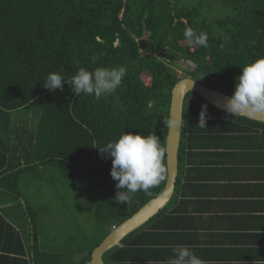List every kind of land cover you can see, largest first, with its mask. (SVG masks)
Here are the masks:
<instances>
[{
  "label": "trees",
  "instance_id": "obj_1",
  "mask_svg": "<svg viewBox=\"0 0 264 264\" xmlns=\"http://www.w3.org/2000/svg\"><path fill=\"white\" fill-rule=\"evenodd\" d=\"M195 2L0 0V191L23 202L21 176L53 166L65 179L97 192V221L107 228L118 227L160 195L167 177L148 192L135 193L130 205L118 204L111 158H102L95 146L115 141L125 132L157 135L165 148L166 165L169 127L162 121L170 115L175 85L190 77L232 96L242 67L264 57V0H215L214 4L231 5L234 13L211 20L203 18L202 7ZM187 28L206 33L208 46L183 45L188 42ZM180 61L193 63L192 70L180 75ZM119 66L127 73L121 86L99 100L76 96L67 84L63 91L43 87L49 73L71 78L80 68ZM144 73L150 75V84L142 80ZM205 105L203 129L198 122ZM260 132L264 134V123L230 116L190 92L184 103L176 187L197 136ZM22 206L31 222L29 238L0 210V264H89L104 237L82 263L68 253L42 251L37 214L27 203ZM168 209L124 238L123 247L109 251L110 259L104 261L131 264L124 255L137 242L132 239L153 220L167 216ZM28 246L33 253H28Z\"/></svg>",
  "mask_w": 264,
  "mask_h": 264
},
{
  "label": "crops",
  "instance_id": "obj_2",
  "mask_svg": "<svg viewBox=\"0 0 264 264\" xmlns=\"http://www.w3.org/2000/svg\"><path fill=\"white\" fill-rule=\"evenodd\" d=\"M263 135L197 136L167 216L136 234L127 262L160 264L175 245H187L206 264H264ZM113 230L107 228L104 239ZM89 251L67 253L82 263Z\"/></svg>",
  "mask_w": 264,
  "mask_h": 264
},
{
  "label": "clouds",
  "instance_id": "obj_3",
  "mask_svg": "<svg viewBox=\"0 0 264 264\" xmlns=\"http://www.w3.org/2000/svg\"><path fill=\"white\" fill-rule=\"evenodd\" d=\"M184 38L190 43L208 46L206 33L197 34L193 29L187 28L184 31ZM126 74L124 66L97 67L92 71L80 68L71 78L53 72L43 79V87L55 92L57 89L63 91L64 84H67L72 94L79 97L94 96L99 100L112 95L121 86ZM223 108L228 115L235 118L238 116L253 118L264 113V57L242 67V74L236 80L235 91L231 97L225 99ZM183 120V117L171 115L162 123L165 127H173L181 125ZM206 121L205 105L199 114L198 126L205 129ZM95 147L102 158H111L110 175L116 181L114 199L118 204L130 205L135 193L148 192L159 186L167 177L164 163L165 148L157 135L125 132L117 140L109 141L102 147ZM160 264H206V262L189 246L175 245L172 248V255Z\"/></svg>",
  "mask_w": 264,
  "mask_h": 264
},
{
  "label": "rangeland",
  "instance_id": "obj_4",
  "mask_svg": "<svg viewBox=\"0 0 264 264\" xmlns=\"http://www.w3.org/2000/svg\"><path fill=\"white\" fill-rule=\"evenodd\" d=\"M215 0H196L202 7L203 18L215 19L231 16V5L214 4ZM188 44L192 49L195 44ZM190 61H180L178 72L192 70ZM146 84L151 83L148 73L142 75ZM20 191L32 210L37 214L35 221L40 246L45 251L60 253H87L106 232L105 223L97 221L98 194L77 182L65 179L53 166L21 176ZM21 201L12 195L0 191V210L20 229L24 237L32 233L30 219L25 215Z\"/></svg>",
  "mask_w": 264,
  "mask_h": 264
},
{
  "label": "water",
  "instance_id": "obj_5",
  "mask_svg": "<svg viewBox=\"0 0 264 264\" xmlns=\"http://www.w3.org/2000/svg\"><path fill=\"white\" fill-rule=\"evenodd\" d=\"M190 92H196L208 103L223 111H225L223 108L225 99L231 97L219 91L210 89L204 83H201L193 78L186 77L181 79L172 91L169 116L173 115L183 117L184 119V103ZM218 104L221 106L218 107ZM249 119L264 123V113L258 114ZM182 131L183 123L179 126L168 128V135L166 138L167 181L162 193L151 199L129 219L114 228V230L93 250L89 264H106L104 256L108 251L120 246L124 238L145 225L149 220L154 218L161 210L169 205L173 198L178 181L179 150Z\"/></svg>",
  "mask_w": 264,
  "mask_h": 264
},
{
  "label": "built area",
  "instance_id": "obj_6",
  "mask_svg": "<svg viewBox=\"0 0 264 264\" xmlns=\"http://www.w3.org/2000/svg\"><path fill=\"white\" fill-rule=\"evenodd\" d=\"M192 65L194 66V64L192 63ZM115 228V227H114Z\"/></svg>",
  "mask_w": 264,
  "mask_h": 264
}]
</instances>
